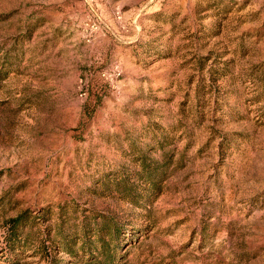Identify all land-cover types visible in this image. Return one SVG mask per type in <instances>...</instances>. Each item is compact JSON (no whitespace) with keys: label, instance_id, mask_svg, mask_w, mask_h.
I'll return each instance as SVG.
<instances>
[{"label":"rangeland","instance_id":"obj_1","mask_svg":"<svg viewBox=\"0 0 264 264\" xmlns=\"http://www.w3.org/2000/svg\"><path fill=\"white\" fill-rule=\"evenodd\" d=\"M0 264H264V0H0Z\"/></svg>","mask_w":264,"mask_h":264}]
</instances>
